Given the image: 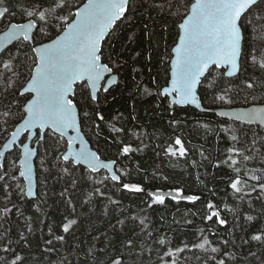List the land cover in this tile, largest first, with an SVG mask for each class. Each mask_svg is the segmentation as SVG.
Listing matches in <instances>:
<instances>
[{
	"label": "snow or ice",
	"instance_id": "obj_1",
	"mask_svg": "<svg viewBox=\"0 0 264 264\" xmlns=\"http://www.w3.org/2000/svg\"><path fill=\"white\" fill-rule=\"evenodd\" d=\"M71 8L70 0H16L14 4L0 0V22L17 14L26 20L9 21L7 30L0 35V136L6 141L4 149H21L19 169L15 160L10 167L0 164V264H27L28 253L24 250L30 248L29 236L35 229L33 216L26 215L24 205L40 213L46 204L25 200L35 195L34 157L39 158L43 174L64 182L59 196L71 210L59 225L62 234L57 235L48 226L50 238L43 241V252L56 251L57 244L66 243L65 234L74 233L78 219L70 193L87 183L91 189L82 204H93L96 197L105 198V216L108 205L123 216L122 201L114 198L117 192L142 194L146 205L141 209L145 213L142 218L129 217L138 221L139 227L132 236L105 233L103 241L99 236L94 238L102 247L92 243L85 250L76 245L77 251L91 258V264H143L146 251L149 259L155 257L153 264H187L182 254L192 249L202 253L195 257L198 264H240L233 232L236 226L242 227L241 217L253 231L241 238L239 247L248 246L247 255L256 258L252 246L264 249V107L235 113V126L221 121L213 129L208 122L196 121L198 128L213 134L217 145L223 143V147L215 149V160L203 146L193 147L180 130L188 126L189 107L201 109L202 95L211 96L213 103L232 105L241 93L247 99L256 91H264V0H193L190 5L182 0H87L75 11ZM149 10L157 12L164 21L161 31H167V20L175 17L173 24L178 34V42L171 50L174 56L168 54L166 86H159L153 77L152 82L158 85L153 91L135 76L132 78L136 93L153 97V111L167 113V125L172 129V134L151 151L156 158L183 160L187 167L196 169V181L215 197L205 201L200 216L209 226L198 228L193 233L194 240L185 237L179 243L156 228L146 210L154 206L166 208L167 200L177 205L182 201L195 205L201 195L187 194L183 186L167 191L146 187L155 180H169L158 165L149 172L140 159L133 161L134 156L142 157L149 149L145 140L153 139L154 134L139 123L135 104L129 106L127 116L109 110L117 99L110 89L128 65L123 51L110 41L125 21L131 22ZM143 27L144 37L151 42L157 33L147 23ZM134 39L135 33L130 32L127 40ZM141 55L135 51L131 59ZM145 59L151 61L152 54L147 53ZM161 62H165L163 57ZM10 125L14 128L11 132ZM84 129L97 141L102 140L105 147L98 143L95 149L90 148ZM70 131L74 135H69ZM107 148L116 149L113 157L105 155ZM197 155L199 159L194 158ZM81 165L85 173L77 176ZM208 166L213 169L211 173ZM201 168L205 169L203 174L199 172ZM102 170L107 174L101 175ZM20 178L27 181L26 189ZM209 178L224 187L219 192L216 187L209 188L205 182ZM256 204L262 206L259 212ZM14 209L24 222L15 237L10 220ZM224 212L232 213L236 222L228 239L218 236L211 227L229 223ZM116 222L123 225L125 221ZM173 222L178 223L175 219ZM184 222L193 223L188 219ZM43 223L41 219L40 224ZM68 251L71 253L72 249ZM60 264L72 262L63 257Z\"/></svg>",
	"mask_w": 264,
	"mask_h": 264
},
{
	"label": "trees",
	"instance_id": "obj_2",
	"mask_svg": "<svg viewBox=\"0 0 264 264\" xmlns=\"http://www.w3.org/2000/svg\"><path fill=\"white\" fill-rule=\"evenodd\" d=\"M16 0H10V3L14 4ZM83 0H70L72 5L71 10L78 6ZM184 4H190L192 0H182ZM181 12L184 11L183 8L180 9ZM172 19L167 20V31H161L160 25L164 23L159 18V15L155 11H142V15L138 14L132 18L131 22L125 21L124 24L116 30V35L110 41L115 43L118 50H122L123 54L128 58V65H126L120 73L117 75L118 83L113 85L110 91L116 96V101L111 102L110 111L114 114L117 111L124 112L125 116L131 111L130 105L135 104V114L139 118V123L146 127L149 133L154 134V138L151 140H145V143L149 144V149L141 156H134L133 161L140 159L141 163L149 169V172L159 166L160 171L169 177L168 181L155 180L146 185V187H161L167 191L171 187L183 186L187 189V194H197L201 195L202 199L196 202L195 205L182 201L179 205L171 200H167V207L154 206L153 209H147L146 213L149 219L152 221L156 228H159L162 232H167L170 237H173L177 243L181 239L187 237L189 240H194L195 237L193 233L196 232L198 228H206L204 221L200 219L203 215L204 203L208 199H215L212 193L200 185L196 179L195 175L197 170L191 167H187L183 160L169 162L167 159L154 157L151 148H154L156 144L161 143L166 140L169 135L172 134V129L167 125V113L162 111H153L154 108V98L153 97H141L139 96L134 87L133 77L136 80L141 81L142 85L149 87L153 91L157 86H163L166 84V80L169 77L168 72V54H171L172 45L175 43L177 38V29L173 24ZM24 17L17 14L15 17H8L5 21L0 22V30L5 27V25L10 21H23ZM147 23L150 30L155 31L157 34L151 42L146 39L143 35L144 24ZM130 32L135 33L136 39L129 42L127 40V35ZM55 33L53 32V36ZM52 36V37H53ZM11 47V45L9 46ZM13 51L15 49H12ZM135 51H140L142 55L136 60H132L131 56ZM147 53L152 54L151 61L145 59ZM164 58L165 62H161V58ZM133 69H139V72ZM156 77L158 85L152 82V78ZM253 96L255 99H253ZM264 102V91H256L253 95L248 96L245 99V94L241 93L235 97L234 103L232 105H247L250 103H261ZM201 103L206 109H211L209 111L195 109L194 107H189L188 112V126L187 128L181 129L180 132L189 140L193 147L199 148L203 146L211 154L212 159L215 160L217 147H223V143L217 145L213 134L205 133V130L198 128L196 121L208 122L211 127L215 129L217 125L224 121L229 126H235L238 122L235 119H228L221 117L212 111V108L218 106H231V105H221L219 103H213L211 96H201ZM132 126V125H130ZM253 127H256L253 125ZM13 127L9 126V132ZM87 133L85 136L88 139L90 145L95 149L97 144L101 147H105L102 140L97 141V138L93 136L87 129H84ZM179 134V133H178ZM207 137V142L205 139ZM23 139V136L21 137ZM4 141V137L0 136V145ZM115 148H107L105 155L113 157L115 155ZM43 152V149H41ZM19 157V148L15 147L7 152L3 157L2 163L7 167L11 166L13 160L16 161V168L19 169L17 160ZM103 158V157H102ZM194 158L199 159V156ZM127 164L128 161H125ZM207 163V162H205ZM35 164V176H36V194L33 198L26 197L25 200H32L33 203H39L41 201H46V204L42 207L40 213H36L34 208L28 206L24 207L27 209L26 215L33 216V228L34 233L29 236L30 248L24 251L28 253L26 256L27 264H60L63 257H69L72 264H91V258H86L83 252L76 250V245L79 244L81 248L87 249L92 243L96 244V247H102L103 245L100 241H95V237L99 236L100 240H104L105 233H120L121 236L127 234L129 237L132 236L133 230L139 231L138 221H133L129 217L132 215H137L143 217L145 214L141 209L146 208V205L142 203V194H130L127 192H117L114 194V198L121 199L122 206L124 209V214L121 216L119 211H114L113 206L108 205V215H103L104 208L107 205V200L103 197L94 198L95 202L93 204H82L83 199L86 198L87 193L91 189V185L87 183H81L76 189L71 190V195L73 197V204L76 207V218L78 219V224L74 226L73 234H65L66 243L63 245L57 244L56 251L53 252H43V241L49 239L48 236V226L51 225L56 231V234H62L59 230V225L62 223L65 215H69L71 210L67 207V204L63 198L59 196V192L62 191L65 186L64 182L57 181L43 174L40 171V161L38 157L34 159ZM131 166V164H129ZM207 171L211 173L213 169L208 166ZM199 172L203 174L205 172L204 168L199 169ZM85 173L84 166H78L76 175L80 176ZM107 173L102 170L101 175H106ZM135 176V174H134ZM135 179L139 180L140 177L136 176ZM46 181V183H45ZM20 182L23 185V180L20 178ZM208 183V187H216L219 192L220 188H223V184L217 185L216 182L209 180L205 181ZM47 193V196L44 195ZM223 196V193H219ZM229 202L230 198H229ZM222 206V205H221ZM256 211L261 210V205L256 204ZM94 209V210H90ZM245 211L247 209L245 208ZM187 213V215H185ZM192 213H197V215H192ZM222 215L229 221L226 226L211 225L214 231L218 232V236L225 239L229 238V232H233L234 225L236 222L233 219V215L230 212H224ZM164 217L161 220V217ZM43 219L44 223L40 224V220ZM117 219H123L125 222L123 225L117 224ZM178 221L174 223L173 220ZM192 220V224H186L184 221ZM11 224L13 225L12 236H16V232L24 227V222L21 218L15 215V209L10 214ZM115 225V228H113ZM240 225L236 226L233 232L236 237V254L240 258V264H262L264 262V249L256 246H252L251 251L256 252L257 257L253 258L247 255L248 246L243 248L239 247L241 245V238H247V235L253 231L243 217L240 218ZM210 239H214L210 236ZM147 247V246H146ZM71 248L72 251L69 253L68 249ZM3 255V253H0ZM196 249L191 251H186L182 254L183 257L187 259V264H198L196 256H201ZM106 258V257H103ZM155 257L152 259L148 258L147 251L145 252L143 264H153Z\"/></svg>",
	"mask_w": 264,
	"mask_h": 264
},
{
	"label": "water",
	"instance_id": "obj_3",
	"mask_svg": "<svg viewBox=\"0 0 264 264\" xmlns=\"http://www.w3.org/2000/svg\"><path fill=\"white\" fill-rule=\"evenodd\" d=\"M87 2V0H83V2H81L78 6L79 7H82V5H83V3H86ZM192 2H193V0H192ZM190 5V4H189ZM78 6H76V7H78ZM75 7V8H76ZM75 8L73 9V11H75ZM12 23H16V22H26V20H23V21H11ZM7 30V28L6 27H4L3 29H1L0 30V35H2L3 34V32L4 31H6ZM55 36V35H54ZM54 36L52 37V38H54ZM178 42V35H177V38H176V41H175V43L172 45V48H174L175 47V44ZM172 48H171V50H172ZM171 55H173L174 56V53H172L171 52ZM169 78V77H168ZM163 86H166V84L165 85H163ZM202 104V103H201ZM252 107H264V102H261V103H250V104H247V105H231V106H218V107H214V108H212V111H214L216 114H218L219 115V113L220 112H227V113H229V115L228 116H221V117H225V118H228V119H235V113H237V112H243V111H246V110H248L249 108H252ZM204 109H206L203 105H202V107H201V109H199V110H204ZM220 116V115H219ZM12 130H14V128H12L11 129V131ZM10 131V132H11ZM69 135H74V133H72L71 131L69 132ZM10 138V137H9ZM85 139L86 140H88L87 138H86V136H85ZM6 141H5V139H4V141L1 143V145H0V152H2V153H4V155L3 156H0V163H2V160H3V157L5 156V154L7 153V152H9V151H11L13 148H14V146L11 148V149H4V147H3V144L5 143ZM88 143H89V141H88ZM76 147L78 148L79 147V144H77L76 145ZM89 147L90 148H92V149H94L91 145H90V143H89ZM20 152H21V149H19V157H20ZM19 157H18V160H17V163H18V166H19ZM34 159H35V157L33 158V160H32V164H33V169H34V175H33V191H34V193L36 194V176H35V164H34ZM103 159V158H102ZM83 166V165H82ZM22 180H23V185L25 186V189H26V187H27V181L24 179V178H22ZM35 196V195H34ZM33 196V197H34ZM33 197H28V198H33Z\"/></svg>",
	"mask_w": 264,
	"mask_h": 264
}]
</instances>
